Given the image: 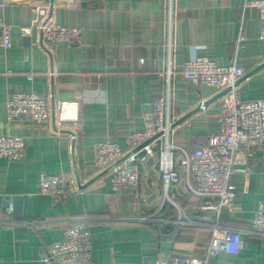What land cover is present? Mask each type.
<instances>
[{
	"label": "crops",
	"instance_id": "0c3cea01",
	"mask_svg": "<svg viewBox=\"0 0 264 264\" xmlns=\"http://www.w3.org/2000/svg\"><path fill=\"white\" fill-rule=\"evenodd\" d=\"M245 0H0V17L11 26L12 45L0 48V134L22 135L19 159L0 157V264H42L48 245L62 239L72 218L87 217L94 264H150L174 257H202L210 228L154 226L135 217L152 213L165 186L158 153L137 159V195L114 191L110 172L94 165L98 141L115 142L128 151V137L141 129L143 112L167 89L172 92L170 140L192 151L212 142L219 130V92L183 79L186 60L207 56L244 70L238 95L264 99V40L259 39L256 9ZM50 22L80 27L77 44L43 48L36 25ZM32 26L28 35L20 26ZM28 74L33 78L29 79ZM8 91H35L49 100L47 121L6 120ZM59 122L61 123L59 125ZM71 135H75L72 139ZM231 175L237 195L221 211L220 221L249 225L264 199V147L237 154ZM70 171L78 190L54 203L38 192L42 172ZM168 195L192 215L210 220L181 181ZM18 199L22 217L7 218V198ZM163 212L175 216L166 202ZM242 248L231 264H264V239L242 232ZM162 243H169L163 247ZM218 254L207 264H217Z\"/></svg>",
	"mask_w": 264,
	"mask_h": 264
},
{
	"label": "built area",
	"instance_id": "2783aa9c",
	"mask_svg": "<svg viewBox=\"0 0 264 264\" xmlns=\"http://www.w3.org/2000/svg\"><path fill=\"white\" fill-rule=\"evenodd\" d=\"M244 8L257 10L258 37L264 40V0H245ZM35 27L40 35L38 44L43 48L77 44L81 36L80 27H63L47 21ZM19 29L28 35L32 26L21 25ZM11 45V26L0 17V48L8 49ZM180 74L195 86L213 87L219 92V130L212 133V142L188 151L170 140L175 121L170 118L172 92L167 89L166 94L143 112L141 129L128 137V151L123 152L115 142L98 141L93 147L94 165L99 171L110 172L111 189L137 195L139 173L135 164L126 161L134 163L158 153L157 163L165 186L162 203L152 213L135 219L154 226L159 234H164L161 230L164 225L172 226L173 230L187 225L209 227L210 237L202 257L186 255L155 263L207 264L210 256L238 252L242 248V232L264 239V199L258 202L249 225L234 226L220 221L222 209L231 205L237 195L231 175L244 171L235 167L237 154L249 155L254 149L264 147V99L242 100L239 97L238 88L244 70L236 63L221 65L210 57L195 56L183 63ZM27 77L32 79L33 75ZM5 108L9 123L23 118L47 121L52 113L49 100L35 91H8ZM71 138L74 139L75 135ZM25 146L22 135L0 134V157L19 159ZM181 181L193 196L202 199L199 208L212 214L210 220L202 215H192L168 195L167 187ZM77 190L70 171H45L39 175L38 192L48 195L54 203L65 200ZM15 202L14 198L6 199L3 212L7 218L13 216ZM166 202L174 206L175 216L164 214ZM41 259L42 264H94L89 219L83 216L72 218L63 238L50 242Z\"/></svg>",
	"mask_w": 264,
	"mask_h": 264
},
{
	"label": "water",
	"instance_id": "95a60500",
	"mask_svg": "<svg viewBox=\"0 0 264 264\" xmlns=\"http://www.w3.org/2000/svg\"><path fill=\"white\" fill-rule=\"evenodd\" d=\"M13 215L21 218V204L19 203L18 199H16V202L13 207ZM163 247L169 246V243H162ZM232 258V254H227L224 252H221L218 254V263L217 264H231L230 259ZM152 263L150 264H155L154 259H151ZM146 264V263H145Z\"/></svg>",
	"mask_w": 264,
	"mask_h": 264
}]
</instances>
